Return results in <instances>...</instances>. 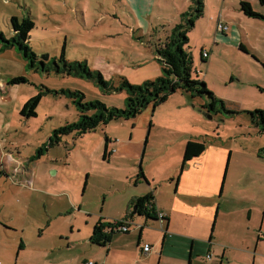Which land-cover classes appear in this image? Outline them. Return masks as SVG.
<instances>
[{
  "label": "rangeland",
  "instance_id": "obj_1",
  "mask_svg": "<svg viewBox=\"0 0 264 264\" xmlns=\"http://www.w3.org/2000/svg\"><path fill=\"white\" fill-rule=\"evenodd\" d=\"M239 1L203 0V13L187 34L193 78L205 81L230 113L202 110L201 97L177 90L135 118L113 119L80 136H63L38 156L54 128L78 119L67 91L78 90L86 100L116 107L124 105L126 94L119 90L103 94L89 79L54 70L34 72L14 47L0 52V83L13 74L28 80L10 85L13 110L0 105V264H84L83 257L92 262L99 250L89 241L93 226L99 217L108 220L114 213L109 191L132 186L127 180L142 166L143 148L145 164L152 159L149 169L157 172L153 165L161 159L165 168L183 138L204 142L211 150L223 148L225 161L232 151L236 171L233 175L231 169L228 180L237 177L238 187L251 197L255 194L258 202L249 237L243 241L238 235L237 246L228 236V223L212 232L238 262L253 264L256 258L255 264H264V132L248 113L264 109L260 90L264 21L244 15ZM247 1L264 14L257 0ZM191 4V0H0V32L10 39L11 17L18 21L28 17L34 27L26 44L45 62L62 65L58 59L63 50L67 62L84 63L114 87L122 79L141 84L162 75L156 48ZM219 20L228 26L227 32H217ZM203 50L209 54L206 60ZM45 88L53 92L42 96L36 116L22 117L23 103ZM6 93L7 87L0 85V95ZM131 136V141L141 143L136 160L125 153L104 156L106 137L110 148ZM252 155V163H242ZM241 220L238 233L247 227L244 215Z\"/></svg>",
  "mask_w": 264,
  "mask_h": 264
},
{
  "label": "crops",
  "instance_id": "obj_2",
  "mask_svg": "<svg viewBox=\"0 0 264 264\" xmlns=\"http://www.w3.org/2000/svg\"><path fill=\"white\" fill-rule=\"evenodd\" d=\"M13 76L17 75H10L6 83H0L7 87L5 97L0 95V105L4 108L10 106L12 110L15 100L9 80ZM131 139L132 136L129 141L125 140L115 147H110L111 150L109 140L105 149L106 155L116 157L118 153H125L136 160L141 143ZM188 140L194 139L183 138L176 143L174 156L164 163L165 168L161 159L153 165L157 172H151L149 169L153 163L152 159L147 160L145 164L146 148H143L140 157L143 168L131 173L130 180H127L132 186H127V189L123 188L120 192H117V189L109 191L110 206L115 208L114 213L109 214L108 221L126 218L129 230H114L110 232L107 244H94L99 250L94 254L93 264H242L235 260L236 257L226 253L230 250L229 246L220 242L218 235L212 231L218 227L221 229L222 224L228 223L231 228L228 236L235 242V246L238 235L244 241L249 237L247 230L256 208L254 204L258 202L253 200L256 196L254 194V197H251L239 188L237 177L232 181L228 180L231 169L233 175L236 171L235 165L230 161L232 151L225 161L223 148L211 150L205 145L201 154L183 165V152ZM254 159L252 155L251 159L247 157L242 163L248 166ZM140 170L142 176L138 175ZM149 192L153 194L151 208L155 213L162 212L164 219L160 221L156 214L153 218L137 213L127 217L132 211L134 201ZM243 215L247 227L244 232L238 233ZM261 235L262 232L257 235L258 240ZM143 244L151 246L149 252H143ZM82 261L84 264L91 262L85 257Z\"/></svg>",
  "mask_w": 264,
  "mask_h": 264
},
{
  "label": "trees",
  "instance_id": "obj_3",
  "mask_svg": "<svg viewBox=\"0 0 264 264\" xmlns=\"http://www.w3.org/2000/svg\"><path fill=\"white\" fill-rule=\"evenodd\" d=\"M191 1L192 4L189 9L182 14L181 22L171 28L165 40L156 48L159 61L162 63V75L154 80L144 81L141 84H130L126 79H122L117 87H114L111 82L104 80L99 71L89 70L84 63L77 61L67 62L64 58L63 50L58 59V61L62 62V65L58 64L56 60L49 63L40 59L26 44L30 35L29 33L34 27V22L28 17H24L21 21H18L15 16L11 17L10 22L13 35L10 39H6L4 34L0 32V52L14 47L13 49H16L21 58L26 62V66L34 72L48 73L54 70L57 74L89 79L98 86L103 94H112L118 90L124 91L126 94L124 105L116 107L107 106L97 99L86 100L85 95L78 90L67 91V95L72 98L78 111V119L54 128L47 141L38 148L39 152L37 156L42 150L59 144L63 136L70 134L80 136L94 130L100 124H107L113 119L135 118L142 109L149 105L156 107L166 101L167 97L177 90H181L191 97H201L204 100L200 105L202 110L207 112H219L223 110L230 113L226 110L224 102L208 89L205 81L193 78L192 76L193 61L190 52L187 50V34L193 27L195 19L202 15L204 2L203 0ZM257 1L264 8V0ZM239 9L248 17L264 21V14L254 11L247 0L239 1ZM239 47L246 51L242 43H240ZM203 60H206V58H203ZM261 64L264 76V62L261 61ZM27 81L25 76L17 75L10 78L9 84L14 85ZM260 90L264 91V87H260ZM50 92H53V90L48 88L44 90L40 89L36 94L29 97L19 109L20 115L24 118L36 116V107L42 96ZM248 113L251 122L259 127L260 132H264V109H256L248 111ZM105 141L106 149L109 139L106 137ZM204 149L205 143L188 140L184 147L182 164L185 165L191 158L201 154ZM105 155L106 150H104ZM138 175H143L141 170ZM152 200L153 194L149 192L143 197L137 198L132 207L135 208L137 214L153 218V215L155 216L156 213L151 208ZM131 212L128 213L127 217L131 216ZM113 228H115V225L112 221L99 217L93 226L89 241L93 244L104 246L110 239V232H114ZM107 229L109 231H106Z\"/></svg>",
  "mask_w": 264,
  "mask_h": 264
},
{
  "label": "built area",
  "instance_id": "obj_4",
  "mask_svg": "<svg viewBox=\"0 0 264 264\" xmlns=\"http://www.w3.org/2000/svg\"><path fill=\"white\" fill-rule=\"evenodd\" d=\"M228 30V26L224 24L221 20L218 21L217 23V31L219 32H226ZM202 57L207 58L209 56L208 52L206 50L202 51ZM156 216L159 218L160 221H162L165 217V215L162 212H157ZM120 223V224H118ZM113 224L115 225V228L113 230H118L121 232H127L129 230V225L127 223V220L123 219L120 221H113ZM106 231H109L108 229ZM151 246L149 244H143L142 250L144 253H147L150 251ZM88 264H93L92 262H89Z\"/></svg>",
  "mask_w": 264,
  "mask_h": 264
},
{
  "label": "water",
  "instance_id": "obj_5",
  "mask_svg": "<svg viewBox=\"0 0 264 264\" xmlns=\"http://www.w3.org/2000/svg\"><path fill=\"white\" fill-rule=\"evenodd\" d=\"M43 57V56H42ZM45 58H47V56H45ZM136 212H135V208H133V210H132V212H131V216L133 215V214H135Z\"/></svg>",
  "mask_w": 264,
  "mask_h": 264
}]
</instances>
